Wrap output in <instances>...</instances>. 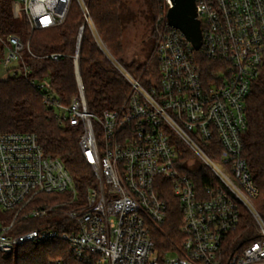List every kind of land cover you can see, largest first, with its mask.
<instances>
[{
    "label": "built area",
    "instance_id": "built-area-1",
    "mask_svg": "<svg viewBox=\"0 0 264 264\" xmlns=\"http://www.w3.org/2000/svg\"><path fill=\"white\" fill-rule=\"evenodd\" d=\"M160 1L157 65L146 83L112 54L85 0L72 54L38 56L16 34L1 39L9 74L27 79L61 125L82 128L79 148L94 184L80 191L35 133H0V253L62 240L86 264H264V217L244 147L247 98L264 66V0H197L199 49L169 25L171 0ZM72 2L13 0V12L32 30L50 29L65 22ZM86 26L130 85L121 108H89L80 69ZM38 58L73 59L78 93L69 104L50 80L32 77ZM171 193L182 211L180 238L160 252L156 232ZM31 220L36 226L17 230Z\"/></svg>",
    "mask_w": 264,
    "mask_h": 264
},
{
    "label": "trees",
    "instance_id": "trees-1",
    "mask_svg": "<svg viewBox=\"0 0 264 264\" xmlns=\"http://www.w3.org/2000/svg\"><path fill=\"white\" fill-rule=\"evenodd\" d=\"M93 22L112 54L122 61L124 54L123 0H85ZM162 1L150 0L155 24L161 16ZM23 22V23H21ZM85 19L78 0H73L65 22L50 29L32 30L28 24L19 21L13 12V0H0V62L5 54L1 39L16 34L26 40L34 54L43 56L51 52L72 54L76 39ZM157 26V25H156ZM156 26L153 35L156 38ZM148 53V61L154 50ZM32 77L50 80L61 96L62 102L69 104L78 93L75 68L72 58L62 61L33 59ZM137 78L146 83L150 68L146 62L125 65ZM80 69L85 85L86 97L91 111L100 113L105 109L121 108L130 94V85L121 73L108 61L98 47L93 32L86 26L82 47ZM248 129L244 135L247 163L255 185L259 190L255 200L256 208L264 217V66L259 78L253 83L247 98ZM35 133L43 149L55 157H60L73 176L77 188L84 190L94 184L92 169L85 162L79 148L82 128L61 125L54 110L43 103L39 92L23 76L9 75L0 79V133ZM169 203L168 216L162 231L156 232L158 249L166 252L174 249L179 242L182 225V211L174 194L166 196ZM19 224V223H18ZM246 237L254 231L249 217H246ZM36 226V221L20 222L17 230ZM86 264L79 262L62 240L42 243H27L19 246L12 254L0 253V264ZM96 264V263H92Z\"/></svg>",
    "mask_w": 264,
    "mask_h": 264
},
{
    "label": "rangeland",
    "instance_id": "rangeland-1",
    "mask_svg": "<svg viewBox=\"0 0 264 264\" xmlns=\"http://www.w3.org/2000/svg\"><path fill=\"white\" fill-rule=\"evenodd\" d=\"M122 17L124 21L125 50L122 56V61L120 62L124 65H130L135 61L146 62L148 67L153 70L157 65L155 58V45L149 61L148 53L153 46L152 39L154 38L155 40L153 31L155 30L157 23L155 24L154 22V15L150 7V0H123ZM18 20L21 21L23 19L20 18ZM24 43L26 45L28 44L26 40H24ZM24 56L27 57L26 52L24 53ZM150 71L145 76L143 74L142 78L147 80ZM9 75L10 74L4 64L0 62V79H5ZM65 124L67 123H64L63 125ZM3 215L4 213L0 207V219ZM249 219L253 224L252 219L250 217Z\"/></svg>",
    "mask_w": 264,
    "mask_h": 264
},
{
    "label": "water",
    "instance_id": "water-1",
    "mask_svg": "<svg viewBox=\"0 0 264 264\" xmlns=\"http://www.w3.org/2000/svg\"><path fill=\"white\" fill-rule=\"evenodd\" d=\"M167 19L170 26L179 29L194 44L201 47L202 32L197 19V0H171Z\"/></svg>",
    "mask_w": 264,
    "mask_h": 264
}]
</instances>
